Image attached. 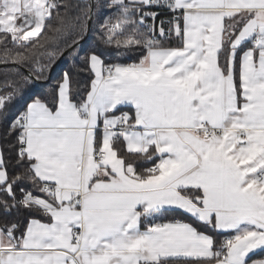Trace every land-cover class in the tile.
I'll use <instances>...</instances> for the list:
<instances>
[{
    "label": "snow or ice",
    "instance_id": "obj_1",
    "mask_svg": "<svg viewBox=\"0 0 264 264\" xmlns=\"http://www.w3.org/2000/svg\"><path fill=\"white\" fill-rule=\"evenodd\" d=\"M0 49V264H264V0H0Z\"/></svg>",
    "mask_w": 264,
    "mask_h": 264
},
{
    "label": "trees",
    "instance_id": "obj_2",
    "mask_svg": "<svg viewBox=\"0 0 264 264\" xmlns=\"http://www.w3.org/2000/svg\"><path fill=\"white\" fill-rule=\"evenodd\" d=\"M97 27V24H93V31L89 36L88 41L84 45L85 48H87L89 45L94 44V37H95V29ZM0 55H3V50L0 49ZM133 57L135 54H132ZM126 56L125 53H114L110 55H106L107 59H111L113 61L119 62L120 60L124 59ZM79 63H82V61H72L71 58H65L60 63H58L52 70L50 80L46 83H38L34 88H31L29 91V94H37V95H49L52 91L53 86L57 83L59 80L60 75L65 71L70 72H76L77 71V65ZM9 71L7 68H0V74H3L5 72ZM46 75H49V73H46ZM77 80L83 84V82L86 81V76L80 75L76 77ZM16 109H11L10 113H14ZM7 127V123L4 122L3 124H0V144L6 145V141L3 140V129ZM7 155V153H5ZM25 214H21L23 216Z\"/></svg>",
    "mask_w": 264,
    "mask_h": 264
},
{
    "label": "water",
    "instance_id": "obj_3",
    "mask_svg": "<svg viewBox=\"0 0 264 264\" xmlns=\"http://www.w3.org/2000/svg\"><path fill=\"white\" fill-rule=\"evenodd\" d=\"M61 61H62V60H60L59 62H57V63L55 64V66H56L58 63H60ZM55 66H54V67H55ZM54 67L51 68V72H50V74H49L50 76H51V73H52V70H53ZM0 68H2V67H0ZM49 80H50V79H49ZM49 80H48V81H49ZM48 81H47V82H48Z\"/></svg>",
    "mask_w": 264,
    "mask_h": 264
}]
</instances>
